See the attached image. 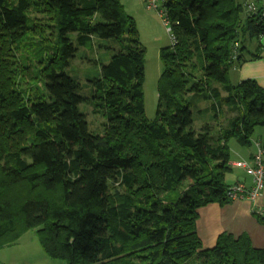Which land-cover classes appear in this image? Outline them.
Listing matches in <instances>:
<instances>
[{"label":"trees","instance_id":"trees-1","mask_svg":"<svg viewBox=\"0 0 264 264\" xmlns=\"http://www.w3.org/2000/svg\"><path fill=\"white\" fill-rule=\"evenodd\" d=\"M164 8L175 41L160 51L149 122L145 50L119 0H0V250L33 229L45 255L66 264H264V248L246 234L223 233L204 249L195 230L200 208L229 202L230 140L248 147L264 128V89L229 82L264 21L235 0H167ZM35 37L43 48L19 56ZM95 37L113 46L87 77L88 100L67 69ZM194 96L213 102L205 112L215 120L197 130ZM83 103L102 110L101 134L89 133ZM224 107L233 115L218 126ZM262 212L254 215L264 225Z\"/></svg>","mask_w":264,"mask_h":264},{"label":"rangeland","instance_id":"rangeland-1","mask_svg":"<svg viewBox=\"0 0 264 264\" xmlns=\"http://www.w3.org/2000/svg\"><path fill=\"white\" fill-rule=\"evenodd\" d=\"M235 1L240 5L244 2V0ZM122 5L126 14L133 20L138 33V39L145 50L144 82L142 86L144 116L149 122H152L156 118L158 101L157 82L162 73L160 51L171 47L170 36L157 12L147 9L144 1L135 4L134 2L123 0ZM31 17L38 20L41 24L46 23L45 17L41 14L32 13ZM256 41V39H253V44ZM251 42V40H245L243 43L244 53H246L245 51H247ZM32 43V47H29V45L22 47L19 56L33 58V54H35V51L37 52L36 45L38 49L43 48L42 45L38 44V37H35V41ZM111 46H113L111 40H101L95 37L86 45L77 47L78 51L75 58L70 61L67 73L80 84V96L88 100L91 99L93 89L87 82V77L95 76L100 69V63L104 64L108 61L111 52L106 50V48H111ZM33 48L35 51H33ZM32 61L33 63L35 62V60ZM229 82L233 86L238 84L231 68L229 69ZM26 88V86L21 87L23 90ZM222 96H225V94L222 93ZM189 101L190 110L193 114L194 130L199 129L201 123L215 122L213 120L214 113L212 111L205 112V108H210L213 102L205 101L201 96L190 97ZM229 109L227 107L222 109V114L219 115L217 121L218 126L219 124L220 126H224L225 120L233 115ZM79 111L86 115L89 133L98 135L104 131L106 121L102 110L95 111L91 104L83 103L79 105ZM263 137L264 128L256 127L252 139H262ZM232 144L235 145L234 140H232ZM3 250L0 252V257L8 261L6 264H66L62 260L51 259L45 255L33 229L25 232L20 237L18 243Z\"/></svg>","mask_w":264,"mask_h":264},{"label":"crops","instance_id":"crops-1","mask_svg":"<svg viewBox=\"0 0 264 264\" xmlns=\"http://www.w3.org/2000/svg\"><path fill=\"white\" fill-rule=\"evenodd\" d=\"M119 1L122 4L123 0ZM127 1L139 4L140 1L144 0ZM245 52H239L242 62L240 64L235 63L231 67L235 74L236 82L254 80L259 87L264 89V35H260L254 44L252 41ZM263 142L264 137L262 139L251 138L250 145L244 147L240 146L236 141L235 145H233L232 140H230L228 144L230 172L225 176L227 186L239 183L244 184L248 188L251 186V178L246 175L244 169L238 164L244 161L250 162L256 152V143ZM257 209L264 210V183L261 196L254 203L247 199H236L226 204L211 203L200 208L195 222V230L202 247L204 249L214 247L218 236L226 233L234 237L246 234L253 247L264 248V225L260 224L254 215V211H257ZM19 241L20 239L16 243ZM9 247L11 246L3 249H8ZM3 249L0 252L4 251ZM6 262L8 261L0 257V264H6Z\"/></svg>","mask_w":264,"mask_h":264},{"label":"built area","instance_id":"built-area-1","mask_svg":"<svg viewBox=\"0 0 264 264\" xmlns=\"http://www.w3.org/2000/svg\"><path fill=\"white\" fill-rule=\"evenodd\" d=\"M167 0H144L147 9H152L157 12L158 16L162 20L167 32L169 33L171 45L174 43V37L171 34L170 23L164 8V3ZM243 14L251 18H260L264 21V0H244L241 5ZM235 48L238 47L236 43ZM232 60L237 59V54L234 53L231 56ZM241 166L246 175L251 178V186L248 188L244 184L239 183L229 186L227 189L228 201H234L236 199H247L252 203L256 202L257 198L261 196L264 183V142L256 143V152L253 155L250 162H241L238 164ZM258 213H263L262 210L257 209Z\"/></svg>","mask_w":264,"mask_h":264}]
</instances>
